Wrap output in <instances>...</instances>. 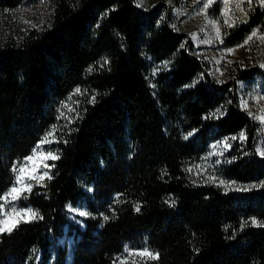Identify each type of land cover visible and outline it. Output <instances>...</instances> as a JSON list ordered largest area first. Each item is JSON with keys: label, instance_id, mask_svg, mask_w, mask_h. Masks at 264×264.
<instances>
[{"label": "trees", "instance_id": "1", "mask_svg": "<svg viewBox=\"0 0 264 264\" xmlns=\"http://www.w3.org/2000/svg\"><path fill=\"white\" fill-rule=\"evenodd\" d=\"M39 1L0 0V10ZM46 1L43 29L0 36V195L31 185L0 233V264H264V226L251 223L264 224V187L245 190L264 182V122L241 106L264 72L237 65L226 82L210 78L176 21L186 0ZM208 14L224 24L225 5ZM224 29L235 47L264 30V10ZM72 99L69 123L59 115ZM53 126L45 150L59 159L38 155L17 184L13 167ZM201 159L242 188L195 179ZM144 249L158 259L136 255Z\"/></svg>", "mask_w": 264, "mask_h": 264}, {"label": "rangeland", "instance_id": "2", "mask_svg": "<svg viewBox=\"0 0 264 264\" xmlns=\"http://www.w3.org/2000/svg\"><path fill=\"white\" fill-rule=\"evenodd\" d=\"M137 1L141 7L149 8L166 0ZM186 2L187 5L184 9L177 11L176 21L180 26V31L186 36L187 40H190L194 51L210 64V78L214 81L226 82L230 79L231 70L237 65L249 69L258 67L264 72V67H261L264 64V41L259 39L260 36H264V30H256L257 36L249 40L247 44L242 42L235 47L226 48L223 43L225 24H220L215 20L217 22L216 26L220 28V39H217L216 30L210 23L214 19L208 14V8L211 5L205 9L203 7L205 0H186ZM221 2L225 5L226 19L230 17L232 24L237 17L247 13L249 9L252 10L253 7H261L264 10V5H261L259 0H252L251 4L248 3V0H229L227 4L224 3V0H221ZM51 13V4L46 0L23 4L16 9L8 11L0 10V36L8 37L12 35L15 38H21L32 30H41L48 24ZM260 97H264V85L258 82L243 99V101H247V107H243L245 113L249 114L251 112V116L259 119L264 117V99H260ZM73 101L75 100L72 99L64 103L73 108V112H68V109L62 106L60 112H63L65 116L61 117L59 115V117L63 121H66L77 111V107L72 104ZM51 139L52 137H49V140ZM47 144L41 145L43 152H46ZM259 149H264V145ZM191 175L197 180H210L209 177H215L214 181L218 185H220L219 181L223 180L212 175L203 159L192 166ZM220 186L227 190L242 188V185L235 182H228L227 187L224 185Z\"/></svg>", "mask_w": 264, "mask_h": 264}, {"label": "snow or ice", "instance_id": "3", "mask_svg": "<svg viewBox=\"0 0 264 264\" xmlns=\"http://www.w3.org/2000/svg\"><path fill=\"white\" fill-rule=\"evenodd\" d=\"M214 2V0H205L203 7L205 9L208 8L209 5H211ZM229 2V0H224V3L227 4ZM248 3L251 4L252 0H248ZM259 3L261 5H264V0H259ZM139 6V5H138ZM239 6V5H238ZM243 11V9H241ZM210 23H212L213 27L216 30V38L220 39V28L217 27V22L215 20L210 21ZM224 24L231 27L232 23H231V18H227L224 20ZM257 36V31L253 30V32L251 33L250 36H248V38L244 41L245 44L248 43L249 40H251L253 37ZM195 38V37H194ZM259 39H261L262 41H264V36H260ZM222 42V41H221ZM231 51V50H230ZM105 63H107V61H105ZM261 67H264V64L261 65ZM92 69L89 68V71H91ZM190 86V85H189ZM81 93L80 88H76L75 89V93L74 94H79ZM71 99V97L69 98ZM260 99H264V97H260ZM91 102H95V96H92L91 98ZM241 106L246 108L247 107V101H243L241 102ZM63 107L68 109V112H73L74 109L69 107L67 104H64ZM219 111V109L217 110V112ZM216 113H213L212 115H215ZM61 117H64L65 114L63 112L60 113ZM249 115H252V113L250 112ZM260 119L262 120V122H264V117H260ZM68 122L71 123V118H68ZM57 132V128L55 126H53L52 130L47 132L44 136V138L32 149V154L25 157L24 162L20 165L19 168H17L16 166L13 167V171L17 172V176H16V183L17 184H21V181L23 179H25V173H26V169H27V165L28 162H33L34 166L31 169V172H36L38 170V167L36 166V157L39 155V157L41 158L40 162L42 163L43 161L49 160V159H59V157L55 154H53L51 151L48 152H43L41 149V145L45 144V143H52V142H56L55 141V134ZM189 135H191V133H189ZM49 137H52V140H49ZM240 138L241 139H245V135L244 133L240 134ZM231 139H236V137H232ZM225 144L226 147H230V145L227 144V141L223 142ZM213 147H216L215 145H213ZM259 155L261 157H264V149H257ZM44 167H51L50 165H47L46 163H44L43 165ZM189 171H191V169H189ZM48 173L45 172L42 175L39 176L40 180H43L45 176H47ZM27 178L31 179L34 178L31 173H28ZM51 177H49L50 179ZM210 180H215V177H209ZM220 185H224V186H228V182L224 181V180H220L219 181ZM250 187H264V182H262L260 185H249L246 186L247 188ZM31 190V185L30 184H23L22 188H18L16 186H13L10 191L5 194V195H0V201H3L4 203H0V213H4L5 218L4 219H0V233H3L5 231L10 232L12 230V227L15 226V223H13L11 226L9 225V219L11 217H21L22 216V211L17 209L14 205V201L16 199L19 198V196L22 194L23 191H30ZM239 190V189H237ZM9 197H11V200H9ZM7 208V211H5V209ZM139 206H137L136 211H139ZM30 214L31 217L35 218L36 216H38L37 213H35L34 211H32L31 209H27L23 212V215H28ZM80 216H85L87 215L86 212H80L79 213ZM105 219H107V217H105ZM18 222V221H17ZM24 222H28L27 220H25ZM251 223L253 225H257V226H264V224H258V222L253 218V220L251 221ZM243 226V225H242ZM136 255L139 256H148L154 259H158L159 254L158 253H153L148 251L147 249H144L143 251L136 253Z\"/></svg>", "mask_w": 264, "mask_h": 264}]
</instances>
